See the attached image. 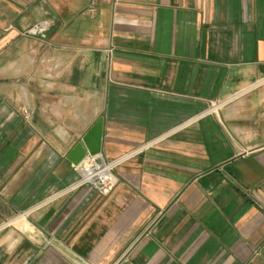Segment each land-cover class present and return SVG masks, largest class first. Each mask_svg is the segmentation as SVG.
<instances>
[{"label": "crops", "instance_id": "obj_1", "mask_svg": "<svg viewBox=\"0 0 264 264\" xmlns=\"http://www.w3.org/2000/svg\"><path fill=\"white\" fill-rule=\"evenodd\" d=\"M0 264H264V0H0Z\"/></svg>", "mask_w": 264, "mask_h": 264}, {"label": "built area", "instance_id": "obj_2", "mask_svg": "<svg viewBox=\"0 0 264 264\" xmlns=\"http://www.w3.org/2000/svg\"><path fill=\"white\" fill-rule=\"evenodd\" d=\"M51 29L49 23H37L32 34L44 37ZM220 104L215 105L218 107ZM213 106L214 108H216ZM126 157H120L117 160L109 161L101 153L95 156H86L81 163L73 166L79 179L77 186L90 187L100 196H108L117 186L119 180L115 174V169L125 160Z\"/></svg>", "mask_w": 264, "mask_h": 264}, {"label": "water", "instance_id": "obj_3", "mask_svg": "<svg viewBox=\"0 0 264 264\" xmlns=\"http://www.w3.org/2000/svg\"><path fill=\"white\" fill-rule=\"evenodd\" d=\"M103 119H99L84 135L81 141L67 155V160L74 166L83 161L86 156L102 153Z\"/></svg>", "mask_w": 264, "mask_h": 264}, {"label": "rangeland", "instance_id": "obj_4", "mask_svg": "<svg viewBox=\"0 0 264 264\" xmlns=\"http://www.w3.org/2000/svg\"><path fill=\"white\" fill-rule=\"evenodd\" d=\"M215 107H216V106H215ZM218 108H219V107H218ZM218 108H214V107H212V110H216V109H218ZM209 109H210V108H207V110H209ZM217 111H218V110H217ZM217 111H216V112H217ZM216 112H215V113H216Z\"/></svg>", "mask_w": 264, "mask_h": 264}]
</instances>
